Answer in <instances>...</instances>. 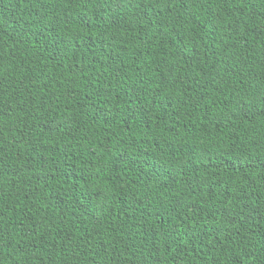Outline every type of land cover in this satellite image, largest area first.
I'll return each instance as SVG.
<instances>
[{
  "label": "trees",
  "instance_id": "trees-1",
  "mask_svg": "<svg viewBox=\"0 0 264 264\" xmlns=\"http://www.w3.org/2000/svg\"><path fill=\"white\" fill-rule=\"evenodd\" d=\"M0 264H264V0H0Z\"/></svg>",
  "mask_w": 264,
  "mask_h": 264
}]
</instances>
